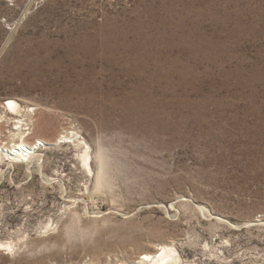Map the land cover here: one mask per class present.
I'll return each mask as SVG.
<instances>
[{"label": "rangeland", "instance_id": "obj_1", "mask_svg": "<svg viewBox=\"0 0 264 264\" xmlns=\"http://www.w3.org/2000/svg\"><path fill=\"white\" fill-rule=\"evenodd\" d=\"M0 116V264H264V0H0Z\"/></svg>", "mask_w": 264, "mask_h": 264}, {"label": "bare ground", "instance_id": "obj_2", "mask_svg": "<svg viewBox=\"0 0 264 264\" xmlns=\"http://www.w3.org/2000/svg\"><path fill=\"white\" fill-rule=\"evenodd\" d=\"M5 101L7 104H4V107L7 111H11L9 114H15V116H22L23 113H26L28 109L26 107H22L16 102L13 98H6ZM2 116H0V126L2 123ZM26 124H24L23 119H16L13 123V133L9 135L10 141H0V159L5 157V159L9 163L19 162L31 164L39 160L38 151L49 144L45 140L41 138H36L33 142L29 143L26 141L27 136L30 132H26V129H23ZM29 129V128H28ZM74 133L65 132L60 135L56 140L57 143H70L72 138L74 137ZM1 140V137H0ZM82 142H78L77 145H81ZM87 148L84 150V165L87 168V171L91 173L94 178V174L92 173V160L93 156L89 152V146L87 143L84 144ZM95 160L97 161L96 170H95V178L92 191L93 193H99L105 185L108 183L107 180V171H108V162L107 155L105 153L103 145H99L97 152L94 155ZM35 163V164H36ZM38 165V163H37ZM40 166V165H39ZM41 168V167H40ZM201 210H205L204 206H199ZM219 219H222L219 217ZM5 246L6 248L12 247L10 244H5L0 242V248ZM109 262L108 264H111ZM183 261L177 252L176 248L172 244L168 243H160L157 244L155 251L152 250H144L138 254L137 258H133L132 260L128 259H119L114 264H182ZM81 264H103L100 261H84Z\"/></svg>", "mask_w": 264, "mask_h": 264}]
</instances>
